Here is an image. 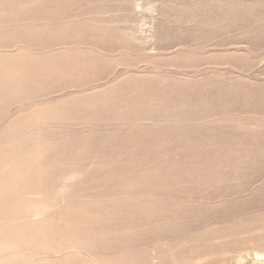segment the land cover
<instances>
[{
    "label": "rangeland",
    "instance_id": "obj_1",
    "mask_svg": "<svg viewBox=\"0 0 264 264\" xmlns=\"http://www.w3.org/2000/svg\"><path fill=\"white\" fill-rule=\"evenodd\" d=\"M264 0H0V264H264Z\"/></svg>",
    "mask_w": 264,
    "mask_h": 264
},
{
    "label": "bare ground",
    "instance_id": "obj_2",
    "mask_svg": "<svg viewBox=\"0 0 264 264\" xmlns=\"http://www.w3.org/2000/svg\"><path fill=\"white\" fill-rule=\"evenodd\" d=\"M255 257L257 259H260V258L264 259V254L255 253ZM259 264H261V263H259Z\"/></svg>",
    "mask_w": 264,
    "mask_h": 264
}]
</instances>
